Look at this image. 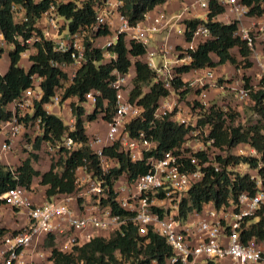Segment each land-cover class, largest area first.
<instances>
[{
    "label": "built area",
    "instance_id": "obj_1",
    "mask_svg": "<svg viewBox=\"0 0 264 264\" xmlns=\"http://www.w3.org/2000/svg\"><path fill=\"white\" fill-rule=\"evenodd\" d=\"M209 1L187 0L173 13L159 7L148 12L142 22L131 25L121 12V1L95 0L93 7L96 21L87 32L81 31L72 35L67 32L59 39L54 36L53 31H44L45 38L53 43L54 51L70 53L73 61L71 67L75 68V72L84 62L85 35L96 34L104 26L112 35L102 44L95 46L97 49L107 52L122 34L127 39L143 45L145 62L154 74L153 83L160 84L169 93L159 101L151 124L155 127L156 122L166 119L183 125L189 131L179 147L160 154L157 153V142L151 137L148 138L143 131L131 136L127 125L136 120L142 121L143 110L129 101V76L115 73V79L111 83L116 92L115 114L110 121L105 122L106 132L103 135L95 134L93 138L88 136L87 146L97 157L103 175L119 168L116 158H109L104 154L105 149L115 147L117 152L127 156L131 163H144L147 172L132 180L122 173L114 178L109 186L104 178L99 179L88 173L85 168H78L76 190L73 194L41 204H31L29 193L24 188L9 189L1 196L3 205L12 209H24L27 224L18 231L0 234V264H27L24 256L33 251L32 245L40 238H43L40 244L42 246L47 236H53L57 249L66 252L89 243L97 236L122 233L128 224H132L137 236L143 239L142 245L149 243L147 237L150 233L165 241L171 255L165 258L163 264H264V240H244L243 236L246 220L255 217L264 207V153L246 145H239L238 147L244 146L240 156L251 159L255 166L244 163L226 166L227 172L239 176L247 175L253 185V192H241L234 200H228L220 207L209 202L203 205L200 211L189 213L185 219L180 215L182 203L188 199L191 188L200 183L208 173L221 172L222 167L217 160V156L221 154L215 146V139L210 135L211 128L208 124L199 125V113L184 110L177 104L179 96L173 89V83L178 76L176 68L188 65L191 62L190 53L211 39V33L204 24L198 25L192 32L191 41L179 46L178 51L176 46L169 43L168 35L174 32L183 37L186 20L199 19L206 22ZM215 1L224 8L222 19L232 15L233 21L237 22V28L242 19H253L248 27L240 25L236 35L246 41L251 54L257 59V41L263 42L264 46V14L258 17L249 16V7L240 0ZM195 10H201L204 14L194 17L192 13ZM11 11L15 21L26 20L21 8L12 6ZM47 15H53V18L48 20V25L50 29L57 31L55 21L60 19L54 13L53 7L43 16ZM158 40L156 48H148L152 42L156 43ZM31 41L26 43L30 44ZM2 45L0 35V46ZM105 55L115 58L108 52ZM257 62L261 70V81L264 80V62ZM238 70L241 69H236L240 74ZM192 72L197 76L189 85L199 90V108L196 107V111L204 112L209 108V90L223 92L228 88L240 102L249 101L251 92L258 90L252 84L246 86L241 78L227 83L229 78L226 77L223 83L218 84V79L211 69ZM38 82L40 79H35L33 87L25 90L23 95L12 103L11 119L0 126V163L3 158L15 153V142L21 141L28 129L23 118L27 114L31 115L34 102L41 99ZM99 95L97 91L86 94L88 107L94 106ZM60 107L58 92L44 105V110L55 115L60 112ZM68 112L70 113H67L65 124L72 131L75 119L70 108ZM32 124L35 128V131L33 128L34 132H31L34 134V142L43 131L39 119ZM45 143L48 144L49 152L53 151V147L61 146V149L66 151L81 147V144L68 137L55 144ZM6 166L11 171L15 169L8 162ZM79 171L83 177H77ZM234 176L236 175L232 177ZM78 183L80 186L77 187ZM37 255L39 260L45 258L42 251L37 252ZM150 264L158 263L151 261Z\"/></svg>",
    "mask_w": 264,
    "mask_h": 264
},
{
    "label": "trees",
    "instance_id": "obj_2",
    "mask_svg": "<svg viewBox=\"0 0 264 264\" xmlns=\"http://www.w3.org/2000/svg\"><path fill=\"white\" fill-rule=\"evenodd\" d=\"M94 1L0 0V35L3 40V45L0 46V59L4 55L7 57L6 70L0 74V126L12 117L9 105L20 98L25 90L32 88L35 79H40L37 87L42 93L41 99L34 102L31 115L27 114L23 121L26 126H30L33 121L39 119L43 131L41 136L35 138L32 153L21 157L20 164L14 170L11 171L6 165L0 164V206L4 204L1 196L9 189L21 187L30 193L34 180L44 188L46 202L71 195L76 190L78 168H85L88 173L99 179L104 178L109 186L112 180L122 173L132 180L147 172L144 163H131L127 156L117 152L115 147L105 149L104 154L109 158H116L119 168L103 175L97 157L87 146L89 125L98 119L108 122L115 114L116 92L111 87L115 73L129 76L128 80L131 84L129 101L143 110L142 121L136 120L127 125L131 136L143 131L148 138L151 137L157 142V153L160 154L179 147L189 131L183 125L174 124L166 119L156 122L153 127L151 123L154 111L159 101L169 93L160 84L153 83L154 74L145 62V47L140 43L127 39L123 34L119 35L116 43L107 49L109 54L115 56L114 59L108 58L105 55L107 52L95 48L93 40L108 38L111 34L106 26L96 34L85 35L84 62L76 70L73 78L69 76L64 68L71 67L73 63L70 53L54 51L53 43L45 38L44 30L39 26V20L53 7L54 13L65 23V29L69 34L87 32L96 21ZM118 1L123 5L121 12L129 24L135 25L142 22L148 12L171 0ZM185 1L187 0H182V3ZM240 2L249 7V16L258 17L264 14V0H240ZM12 6L21 8L25 21L14 20ZM223 13L224 8L215 0H210L206 22L199 19L184 22L185 42L191 41L192 32L200 24H204L209 29L212 37L190 53L191 62L188 65L176 68L178 76L173 83V89L182 101L189 90L188 83L182 80L185 74L201 69L217 70L224 65L244 70L252 67L250 61L252 51L246 41L236 35L237 22L224 24L215 21L216 17ZM28 40H32L30 44L26 43ZM7 46L9 49L5 51ZM28 49L32 51L28 57L29 66L23 67L22 54ZM222 81L218 79V84ZM244 81L248 86L249 79L244 78ZM91 91H97L100 95L96 98L94 106L88 107L85 96ZM58 92L60 106L70 104V111L75 119L72 131L57 115L48 114L44 110V105L48 104ZM249 102L256 120L247 127L235 126V114L221 111L214 103L203 113L198 114L199 125H209L215 146L222 152L217 156L222 171L208 173L200 183L191 188L188 199L182 203L180 215L183 219L192 211H200L202 206L209 202L220 207L228 200H234L241 192H253V185L247 175L239 176L227 172L226 166L239 163L255 166L251 159L234 155L233 150L239 145H246L264 153V80L260 81L258 90L251 92ZM88 109L90 111H87ZM227 120L230 121V126L226 125ZM64 137L81 144V147L71 151L60 149L62 156L57 161L52 159L45 171L35 169L34 164L42 159V144L45 142L55 144L61 142ZM233 175L236 176L232 177ZM118 213L123 214L121 211ZM244 227L246 229L243 232L244 240L255 238L263 241L264 207L255 217L246 220ZM3 232L6 231L0 229V234ZM147 238L149 243L142 245L143 239L137 236L133 225L128 224L122 233L97 236L89 243L66 252L57 249L53 236H47L44 239L43 249L50 264H121L122 262L150 264L151 261L163 264L165 258L171 255L170 248L155 234L150 233Z\"/></svg>",
    "mask_w": 264,
    "mask_h": 264
},
{
    "label": "rangeland",
    "instance_id": "obj_3",
    "mask_svg": "<svg viewBox=\"0 0 264 264\" xmlns=\"http://www.w3.org/2000/svg\"><path fill=\"white\" fill-rule=\"evenodd\" d=\"M58 1L61 2L64 0H58ZM181 3H182V0H178V3L177 2H169L168 5H166V9H167L168 13H173V12L177 11V9L180 7ZM231 16L232 15H229L228 18L221 19V23L227 24V23L233 21L230 18ZM50 18H53V15H47L46 17L42 16V18L39 20V23H40L39 26L44 31H49V30L53 31L54 32L53 34L56 38H59V39L62 38L67 33V30L65 29V23L61 19L55 21L57 31H54V30L50 29V26L48 25V23H49L48 20ZM245 20L248 21L247 19H245ZM111 35H112V33L109 35V37H111ZM173 36H175V35L173 34ZM109 37L108 38L103 37V38H99L98 40H93L94 46L102 44L106 39H109ZM158 42H159V40L156 43L152 42L148 48L149 49L150 48H156L157 45L159 44ZM8 49H9V47L7 46L5 48V51H8ZM176 49L178 51L179 46H176ZM257 50L260 53V61L264 62L263 42H260L259 40L257 41L256 51ZM233 52H235V51H233ZM31 53H32L31 49H28L27 51H25V53L22 54L21 65H24L25 67L29 66L28 57L31 55ZM253 59H255V58H253ZM107 60H108V58H106V61ZM155 61H157V57H155ZM6 65H7V57H6V55H4L0 59V72H2L3 69H5ZM64 69L67 71V73L69 74L70 77H72L75 73L74 67H69V68L65 67ZM240 69H241V73L239 74L238 72H236V69L234 67L229 65L226 68L225 67L221 68L219 70V72L215 74V76L217 77V79H222L223 81L225 80L226 77H228L229 79H228L227 83H232L234 81L239 80L240 78L242 80H244V78H247V79H249V84H252V86L259 88V84H260L259 75H260L261 70H260L258 62L255 61V63H253V66L251 67V69H249L247 71L244 70L243 68H240ZM191 82H193V78H189L187 80L188 85ZM221 83H223V82H221ZM129 86L131 88L130 83H129ZM222 93H223V95H222L223 98L221 97L219 99V102H217L218 104H216V105H217L218 109H220L221 111H224L225 113L235 114V120H234L235 126L240 125L242 127H247V126L252 125L255 122L256 117L252 114V109H251L252 106H251L249 101L240 102L236 98V96L233 94V92H231L228 88H225ZM177 95H178V93H177ZM198 97H199V90L196 89L194 86L189 85L188 94L186 95L185 99L182 101V100H180V98H178L177 104H179L184 110H190L192 113H194V112L195 113H203V111H201V110L196 111V109L199 108V106H198L199 104L197 103ZM209 105H211V104H209ZM69 106H70V104H66L65 109L60 107L61 108L60 112L58 114H56L62 121H64V123H67V119L63 113H66V114L70 113V112H68L69 108H70ZM87 111H90V109H88ZM226 125L227 126L231 125L229 120H227ZM27 128L28 129H27L26 133L24 134V137L22 138V140L17 145L20 147L19 154H21V157H23L25 154L32 153V151L34 150L33 149L34 134L31 133L33 131L34 125L32 124L31 126H28ZM34 131H35V128H34ZM88 131H89V137L90 138H93L95 134L103 135L106 132L105 122L102 121L101 119L96 120L95 122H93L92 124L89 125ZM47 145L48 144H46V143L42 144V147H41V149H43L42 159L38 164L37 163L34 164L35 165L34 167L39 171H44L48 167V164L51 162L52 159L54 161H57L59 159V157L62 156L61 152L59 151L62 148L61 146L57 147V148L53 147V151L49 152L47 149ZM242 150H244V146H240V147L236 148L235 150H233V153H234V155H240V151H242ZM218 153L222 154L221 151H218ZM78 173L79 174L77 177H80V176L83 177L84 176L81 171H79ZM78 186H80V183H78L77 187ZM37 189H39V187H35V190H34L35 195L38 194ZM105 236H107V235H105ZM43 244H44V242H43ZM41 247H42V249H41L42 252H45L43 250V245ZM36 264H50V263L47 262V258L45 257L42 260H39V262Z\"/></svg>",
    "mask_w": 264,
    "mask_h": 264
},
{
    "label": "crops",
    "instance_id": "obj_4",
    "mask_svg": "<svg viewBox=\"0 0 264 264\" xmlns=\"http://www.w3.org/2000/svg\"><path fill=\"white\" fill-rule=\"evenodd\" d=\"M169 2H177L178 3V0H171ZM169 2H167L166 4H164L162 6H158V7L154 8V9H157L159 7H164L166 9V5H168ZM166 11H167V9H166ZM203 14L204 13L201 12V10H195L192 13V15L194 17H200ZM227 15H229V13H227ZM223 16H224L223 14L217 16L215 21L221 22V19H222ZM230 18H231V20L234 19L233 16H231ZM245 19H247L248 21H246ZM245 19H242L241 21H239L238 28H240V25L248 27L251 24V21H253L252 18H245ZM173 34L175 36H173ZM168 41L173 46H183L185 44V41H184L183 37L177 36L174 32H172V33H170L168 35ZM256 46H257V44H256ZM256 55H257V59L260 60V53H259L258 50L256 51ZM253 56L254 55L251 54V57H250V61L252 63V66H253V63H255V61L256 62L258 61L257 59H253L254 58ZM212 58L214 59V57H212ZM22 66L24 67V65H22ZM227 66H229V65H224L222 67H219L217 70H213V72L216 74V73L219 72V70L221 68H224V67L226 68ZM6 67H7V65H6ZM6 67H5V69H3L2 72H0V74H3V72L6 70ZM238 71L241 72V70H238ZM196 76L197 75H195L194 72H190L188 74L183 75L182 76V80L183 81H187L189 78H193V81H194ZM222 95H223V93L218 91V90H213V89L209 90L208 91V99H207V101H208L209 104H213V103L214 104H218L217 102H219V99L222 97ZM65 106H66V104H63L62 108L65 107ZM12 107H13V105L10 104L9 105V110H12ZM63 114L65 115V117L67 119L68 118L67 114L66 113H63ZM19 142L20 141H16L15 142V149H17V150L14 151L15 155L13 153L9 154L5 158H3V160L1 161L0 164L6 165L7 162H8V164H10L13 167H17L20 164V158H21V154H19L20 147L17 146L19 144ZM35 187H39V189H37V191H38L37 195H35V193H34ZM31 188H32V191L29 193L31 204H41V203L45 202V199H44V188L39 186L37 181L34 180ZM26 224H27V217H26V211L24 209H12V208H10L8 206H4V205L0 206V229H4L6 232H14V231L20 230ZM42 240H43V238H40L39 240H37V242H35L32 245V250L33 251L30 252L31 254L29 253V255H25L24 256L25 262H27V264H36V263L39 262L37 252H41L42 251L41 250L42 247L40 245ZM43 253H44L45 257H46L45 252H43Z\"/></svg>",
    "mask_w": 264,
    "mask_h": 264
}]
</instances>
